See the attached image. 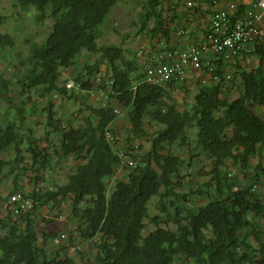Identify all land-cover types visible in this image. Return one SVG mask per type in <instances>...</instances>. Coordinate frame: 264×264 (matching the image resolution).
Masks as SVG:
<instances>
[{
  "label": "trees",
  "instance_id": "1",
  "mask_svg": "<svg viewBox=\"0 0 264 264\" xmlns=\"http://www.w3.org/2000/svg\"><path fill=\"white\" fill-rule=\"evenodd\" d=\"M118 1L18 0L22 8L37 11V21L50 17L52 25L41 43L31 44L22 61L25 72L15 80V94L7 85L13 76L1 88L0 98L15 106L3 111L0 120V155H10L0 156V264H77L65 250L48 249L60 236L39 233L33 215L40 206L64 204L76 221V236L96 248V264H264V201L256 189L264 172V113L256 109L264 107V37L254 44V66L236 70L231 79L225 78L222 61L213 59L212 78L197 77L192 102L179 109L172 92L183 81L140 82L146 65L137 61L135 52L126 57L122 45L98 42L99 25ZM178 1L143 4L139 25L151 40L149 61L153 53L179 51L191 43L189 36L176 34L188 27L181 18L190 23L194 19L189 15L211 12L200 3ZM243 7L237 6L232 20L241 17ZM3 21L0 11V27ZM13 44L0 30V47ZM82 51L94 59L77 67ZM200 63L207 71L204 58ZM61 68L74 71L62 79ZM235 79L239 94L231 98L227 91ZM93 91L104 99L91 103ZM31 92L47 99H33L26 112ZM51 94L78 103L74 122L65 123L57 115ZM116 108L128 122L121 141L113 127L121 115ZM34 112L45 116L35 124L44 128L40 135L27 120ZM147 119L154 130L143 151L136 140L147 136ZM173 145L185 146L187 157L170 150ZM200 154L208 159L207 167L193 162ZM54 155L57 162L73 160L65 182L34 185L30 192L16 184L3 195L2 184L15 169L29 173L36 185L44 181L45 173L53 170ZM252 157L260 160L253 164ZM188 167L190 184L196 176L205 178L195 189H185L183 169ZM118 169L121 177L114 176ZM14 192L29 202L27 208L9 201ZM152 197L157 212L150 215ZM198 198L204 202L195 204ZM145 219L153 228L143 234Z\"/></svg>",
  "mask_w": 264,
  "mask_h": 264
},
{
  "label": "rangeland",
  "instance_id": "2",
  "mask_svg": "<svg viewBox=\"0 0 264 264\" xmlns=\"http://www.w3.org/2000/svg\"><path fill=\"white\" fill-rule=\"evenodd\" d=\"M168 0H164L162 3L165 6ZM174 1V0H173ZM145 0H119L118 4L110 11L106 16L104 21L99 25L100 36L98 37L99 43H116L120 44L125 48L124 55L126 57H135L137 61L141 64H145L149 60V52H151V43L150 37L145 29L140 28V12L143 9V4ZM182 5L183 0L178 1ZM178 5V8L182 6ZM163 14L168 15V12L163 8ZM0 11L4 15V21L0 30L2 32L8 33L13 39L14 44L12 47L5 46L0 47V96L1 88L4 86L5 80H10L13 76V81L7 83L11 93H14L15 90H18V85H16L15 80L25 72L26 64L22 61L26 58L29 48L32 43H41L46 35L51 30V18L46 17L43 21L36 20L37 11L33 7L22 8L19 5L18 0H0ZM184 17V16H183ZM185 18H181L183 24L189 26V22L186 23ZM201 21H199V24ZM155 45V44H153ZM135 52V55L133 53ZM133 55V56H132ZM94 59V56L87 53L86 51L81 52V57L77 60V67L81 66L84 62H90ZM101 74H105L104 64L99 65ZM189 70V69H187ZM61 78L67 79L74 71L73 69L61 68ZM186 80L180 84V87H175L172 92L173 96L177 100V107L179 109L184 108L187 103L192 102L193 95L196 87V77L190 78L188 71L186 72ZM237 79H235L229 85L227 93L231 98L236 97L239 94V89L237 86ZM6 83V81H5ZM71 80H67V84L70 85ZM15 94V93H14ZM54 103V110L57 112V115L66 123L69 119H74L72 117V112H74L78 106L77 102H73L70 99L60 97L55 94H51ZM40 99L35 92L30 93V100H25V107L27 108L26 112L31 109L32 100ZM47 96L40 99V101H45ZM104 99L103 95L99 92H91L89 101L93 104L97 100ZM104 101V100H103ZM16 103V102H15ZM15 104H6V101L3 98H0V120L2 118V113L8 107H14ZM40 106V103L37 104ZM258 112L264 113V107H256ZM45 116L43 114H38L34 112L29 114L27 120L34 125L35 133L40 135L43 133L44 128L41 124L35 125L37 122H43ZM128 122L125 118V114L122 113L115 122L113 126L116 130L117 138L121 141L126 135L125 128ZM148 134L145 137L138 138L136 141L141 143V150H146L149 145L148 138L151 136L154 127L146 120L145 124ZM55 136L53 134L49 135V141L53 142ZM185 146H176L173 145L170 147L175 153H178L183 158L187 157ZM13 153V152H12ZM10 152V154H12ZM2 158H8L10 155L2 153L0 155ZM260 158L252 157L251 161L255 164ZM53 170L48 171L44 175V181H40L39 184H34L30 178L29 173L25 171L15 169L8 178L2 184L3 195L7 194L16 184L22 188L25 192H30L31 189L35 186H52L53 183H63L66 179V174L70 171V168L73 165V160L71 157L57 162V157L54 155L53 159ZM193 162L199 168L202 166L207 167L208 159L202 154L198 156L197 159H194ZM192 163V161H191ZM264 165V160L262 161ZM230 165V164H229ZM232 173H236L237 169L235 166L229 167ZM192 170V167L190 168ZM189 171V167L183 169V175L185 176V189L192 187L195 189L198 182L203 181L204 177L192 178V183L189 182V176H186V172ZM122 169H118L114 176L121 177ZM113 176V178H114ZM113 178L109 180V187L113 185ZM31 181V182H30ZM257 191L260 193L262 200L264 201V172L260 184L256 187ZM156 197H152L149 201V213L153 215L157 212L155 208ZM204 202L203 198H198L194 201L195 204H201ZM33 215L36 218L37 230L39 233L42 231H53L57 232L59 240L54 241L49 244L48 249L52 250L55 248L58 252L65 250L68 252L75 260L77 264H96L94 259V254L96 253V248L92 245L90 241L82 240L78 238L77 232L74 231L76 221L70 217L69 208L67 205H63L60 208L50 205H44L37 208L33 211ZM146 223L145 230L143 234H146L150 231L153 226L149 224V220H144ZM70 235L73 236V240L70 241ZM70 245L71 247L67 246ZM62 247H65L62 249ZM77 249L82 251V255L77 251Z\"/></svg>",
  "mask_w": 264,
  "mask_h": 264
},
{
  "label": "built area",
  "instance_id": "3",
  "mask_svg": "<svg viewBox=\"0 0 264 264\" xmlns=\"http://www.w3.org/2000/svg\"><path fill=\"white\" fill-rule=\"evenodd\" d=\"M199 1L187 0V4L197 5ZM209 1L213 9L207 14L208 22L204 26L201 38L179 51L169 50L159 54L153 53L150 61L145 63L144 75L140 82L163 85L170 80L184 81L187 76L186 69H193L195 71L191 73L193 77H200L202 81H207L212 78L211 70L214 65L211 61L213 59L222 61L226 69L225 78L231 79L233 72L246 68L245 64L252 58H258L253 51L254 44L259 43L258 40L264 37V29L260 26L261 20L264 18V0H251L247 9L243 8L241 17L236 20H232V15L237 6L243 5L242 0ZM189 31L190 26L181 27L176 34L186 37L189 36ZM201 58H204L203 65L207 67V71L200 68ZM238 60L240 64L235 66ZM217 79L216 76H213L214 81ZM115 112L121 114L119 108H116ZM106 135L110 136L108 132ZM9 201L24 208L29 205L20 192L12 193Z\"/></svg>",
  "mask_w": 264,
  "mask_h": 264
},
{
  "label": "crops",
  "instance_id": "4",
  "mask_svg": "<svg viewBox=\"0 0 264 264\" xmlns=\"http://www.w3.org/2000/svg\"><path fill=\"white\" fill-rule=\"evenodd\" d=\"M251 0H242V4L244 5L243 8L248 7V4H250ZM199 3L202 5V7H208L210 10L213 9L212 4L210 3L209 0H200ZM198 3V4H199ZM211 4V5H210ZM220 4H223L222 2H220ZM203 12L201 11H197L195 13V16L189 15V19L191 20L192 18L194 19L193 21H190V31H189V39L191 40L190 42H196L199 38H201L202 36V32L204 30V26L207 24L208 20H207V14L206 12H204V14H202ZM199 21H201L199 25H197L199 23ZM260 26L262 29H264V18L261 20ZM203 29V30H202ZM256 63L255 58H252L248 63L245 64L244 67L246 68H251L254 66V64ZM188 73L190 74V78H194L191 73L195 72L193 69L187 70Z\"/></svg>",
  "mask_w": 264,
  "mask_h": 264
},
{
  "label": "bare ground",
  "instance_id": "5",
  "mask_svg": "<svg viewBox=\"0 0 264 264\" xmlns=\"http://www.w3.org/2000/svg\"><path fill=\"white\" fill-rule=\"evenodd\" d=\"M255 60H257V58H256ZM263 64H264V61H263ZM248 69H249V68H248Z\"/></svg>",
  "mask_w": 264,
  "mask_h": 264
}]
</instances>
